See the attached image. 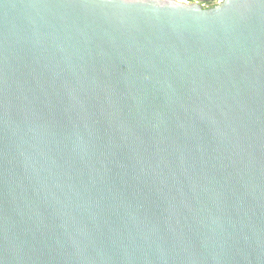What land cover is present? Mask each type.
<instances>
[{"label": "water", "instance_id": "water-1", "mask_svg": "<svg viewBox=\"0 0 264 264\" xmlns=\"http://www.w3.org/2000/svg\"><path fill=\"white\" fill-rule=\"evenodd\" d=\"M0 264H264V0H0Z\"/></svg>", "mask_w": 264, "mask_h": 264}, {"label": "flooded vegetation", "instance_id": "flooded-vegetation-1", "mask_svg": "<svg viewBox=\"0 0 264 264\" xmlns=\"http://www.w3.org/2000/svg\"><path fill=\"white\" fill-rule=\"evenodd\" d=\"M173 1L183 5L200 7L202 10H211L219 7L225 0H165Z\"/></svg>", "mask_w": 264, "mask_h": 264}]
</instances>
